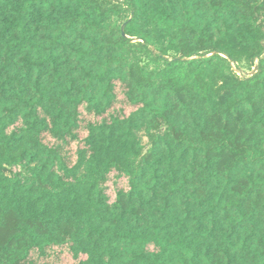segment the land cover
Here are the masks:
<instances>
[{"label":"trees","instance_id":"1","mask_svg":"<svg viewBox=\"0 0 264 264\" xmlns=\"http://www.w3.org/2000/svg\"><path fill=\"white\" fill-rule=\"evenodd\" d=\"M64 252L264 264V0H0V264Z\"/></svg>","mask_w":264,"mask_h":264},{"label":"rangeland","instance_id":"2","mask_svg":"<svg viewBox=\"0 0 264 264\" xmlns=\"http://www.w3.org/2000/svg\"><path fill=\"white\" fill-rule=\"evenodd\" d=\"M141 135H142V141H143V143L147 146V144H148V137H147V135L144 134V133H141ZM17 168L18 167H13L14 170H16ZM122 182H124V179L122 180ZM122 184H124V183H121V185ZM114 187H115V185L112 182H110L109 183V191H108V194H109V196H110L111 199L114 198ZM61 258H62V262H60L59 264H64L65 262H69L70 261V256L67 253H65V252L61 255Z\"/></svg>","mask_w":264,"mask_h":264},{"label":"water","instance_id":"3","mask_svg":"<svg viewBox=\"0 0 264 264\" xmlns=\"http://www.w3.org/2000/svg\"><path fill=\"white\" fill-rule=\"evenodd\" d=\"M124 27V26H123Z\"/></svg>","mask_w":264,"mask_h":264}]
</instances>
